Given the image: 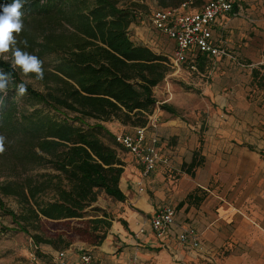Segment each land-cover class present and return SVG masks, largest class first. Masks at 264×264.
Masks as SVG:
<instances>
[{
    "label": "trees",
    "instance_id": "1",
    "mask_svg": "<svg viewBox=\"0 0 264 264\" xmlns=\"http://www.w3.org/2000/svg\"><path fill=\"white\" fill-rule=\"evenodd\" d=\"M158 1L160 8H167L187 0ZM11 2L0 0V4ZM146 7V0H126L125 5L120 0H27L22 9L24 29L16 37L17 47L43 61V79L29 76L45 88L39 91L26 84L25 96L43 107L22 109L10 93L0 107V134L7 137L0 153V176H6L0 180V194L14 196L21 211L7 208L2 201L0 205L16 224L6 230L26 233L37 249L41 244L58 246L57 241H66L65 234L73 239L65 247L77 238L90 246L102 245L114 217L103 208H92L101 215H89L87 209L101 195L127 199L120 186L125 171L122 146L104 123L147 127L158 105L154 90L174 72L169 56L131 38L129 29L138 9L142 15ZM236 14L235 8L229 15ZM25 40L27 47L19 43ZM202 57L199 68L204 71ZM46 58L51 62L46 64ZM0 70L12 74V89L23 82L10 61L0 59ZM252 75V85L264 88V64L254 68ZM160 108L180 115L170 103ZM90 119L95 123L89 124ZM205 129L182 172L194 176L204 164ZM107 137L112 143L105 142ZM198 190L178 206L201 203L206 195H198ZM120 221L127 226L124 219ZM48 223L66 225V233L47 234Z\"/></svg>",
    "mask_w": 264,
    "mask_h": 264
},
{
    "label": "crops",
    "instance_id": "2",
    "mask_svg": "<svg viewBox=\"0 0 264 264\" xmlns=\"http://www.w3.org/2000/svg\"><path fill=\"white\" fill-rule=\"evenodd\" d=\"M235 8L236 15L220 17L213 24L214 41L228 55L203 56L204 71L199 68V59L195 69L189 64L179 67L201 75L208 72V78L214 79L213 85L206 87L217 110L211 113L204 130V164L194 176L182 173L179 187L173 186L176 166L192 160L200 146L201 131L159 106L146 127L147 138L158 136L166 161L145 177L134 156L123 150L125 171L120 186L127 199L119 201L121 214L102 245L91 246L93 250L84 248V243L75 245L67 253V264H78L83 250L92 252L100 264H128L133 260L141 264H264V91L250 86L253 69L264 64V0H239ZM129 33L136 43L157 53L172 57L175 51V41L154 29L149 14L137 16ZM209 68L213 71H207ZM162 103L166 101H159ZM104 124L113 135L135 129L119 121ZM173 139L178 143L172 145ZM228 178H232L235 196L256 197L255 203L222 202L218 190L208 189L211 182ZM199 188L211 194H205L199 204L178 206ZM164 205L175 206L177 215L174 234L162 241L151 221ZM188 226L201 234L199 248L176 238L175 233Z\"/></svg>",
    "mask_w": 264,
    "mask_h": 264
},
{
    "label": "rangeland",
    "instance_id": "3",
    "mask_svg": "<svg viewBox=\"0 0 264 264\" xmlns=\"http://www.w3.org/2000/svg\"><path fill=\"white\" fill-rule=\"evenodd\" d=\"M142 2V0H131ZM209 0H197L194 6H191L190 10L194 9L193 7H198L204 2ZM126 0H120V5H125ZM148 7L143 9L142 15H152L154 11L162 7L158 0H146ZM138 16H141V8L138 9ZM9 60L11 62V52L7 53ZM46 64L51 62V58L45 59ZM212 65H210L211 67ZM174 72H172L161 84L155 88V96L158 99V105L155 111L159 108V101H166L170 104H177V109L181 118L188 124L196 126L199 131L206 127L211 113L217 110L216 103L213 102L211 97H208L206 92V87L212 86L214 79L212 77L208 78L209 73L204 75L196 74L193 72H188L183 69L179 70V67L174 65ZM207 71H213L211 68ZM211 74V73H210ZM21 79L24 83L32 86L33 88L44 91V86L38 82L34 77L23 76L21 74ZM251 88L256 91H264V88H258L257 86L250 84ZM227 92V90L225 91ZM12 94L15 97L18 105L22 109H31L33 107L42 108V104L35 103L29 100L25 95L20 97L16 95V91L12 89V83L9 85L8 94ZM15 93V94H14ZM48 110V109H47ZM154 111V112H155ZM51 113L55 114L58 118H64L63 115L56 113L54 110H51ZM75 123V122H73ZM95 120L90 119L89 124H94ZM80 125V123H76ZM86 127V126H85ZM105 142L112 143L110 138H104ZM178 143V140L173 139L171 144L175 145ZM121 156L123 157V148L119 147ZM180 164H178L172 175V183L175 187L181 182L182 170ZM44 170H40L43 172ZM170 173V172H168ZM169 175V174H168ZM168 176V180H169ZM232 177V175H231ZM6 176H0V180H4ZM170 182V180L168 181ZM229 182V183H228ZM212 184L208 187L210 191L218 190L219 200L222 202H228L230 204L242 203V204H253L256 201V197H239L235 196L234 184L229 178L226 181L218 180L211 182ZM206 189L198 190V195H210L211 192ZM223 193V195L221 194ZM213 197V195H212ZM5 204L7 208H10L16 212L21 211V206L18 200L14 196H4L0 194V202ZM119 201L107 196L101 195L97 202H95L91 207L87 209L89 215H101L102 212L94 211L93 207L103 208L110 216L114 217V221L118 219L121 211L119 210ZM16 224L13 223V219L10 215L6 214L0 205V264H59L57 255L60 251H65L66 254L74 248L75 245H82L84 243V248L93 250L90 245L86 244L82 239H75L71 246L65 247L64 243L66 241L73 240L67 234L64 235V240L66 241H57L58 246L52 244H41L37 249L33 243L32 238L22 231H7L6 228H13ZM66 225L59 223H48L45 226V231L49 235H56L61 233H66ZM37 251H40L38 253ZM83 250L80 253L85 252ZM77 253V252H76ZM79 253V252H78ZM92 253V252H91ZM81 255V254H80Z\"/></svg>",
    "mask_w": 264,
    "mask_h": 264
},
{
    "label": "built area",
    "instance_id": "4",
    "mask_svg": "<svg viewBox=\"0 0 264 264\" xmlns=\"http://www.w3.org/2000/svg\"><path fill=\"white\" fill-rule=\"evenodd\" d=\"M239 0H209L196 9L189 10L195 0H187L179 7L160 8L151 15V23L158 32L173 39L176 43L171 61L178 67L189 64L196 68L195 63L200 56H226L227 52L216 45L214 41L213 24L235 9ZM116 141L131 153L142 168L143 176L154 172L163 159L158 145V136L147 138L146 127H135L134 131L115 135ZM264 155V147L262 148ZM140 190H143L141 187ZM264 200V189L262 191ZM177 208L164 205L158 209L152 218V227L157 237L162 241L174 234ZM180 243L191 248L201 246V234L192 226L182 232L175 233ZM67 254L60 251L57 255L59 264H67ZM78 264H100L90 251L81 253ZM128 264H141L133 260Z\"/></svg>",
    "mask_w": 264,
    "mask_h": 264
},
{
    "label": "clouds",
    "instance_id": "5",
    "mask_svg": "<svg viewBox=\"0 0 264 264\" xmlns=\"http://www.w3.org/2000/svg\"><path fill=\"white\" fill-rule=\"evenodd\" d=\"M27 0H12L11 3L0 4V59L9 60L7 53L11 52V67L19 70L23 76L35 74L37 79H43V61L36 55L23 51L17 47L16 37L23 31V7ZM44 0H41L43 3ZM27 47V41H19ZM13 82L12 74L0 70V107H3L9 92V85ZM17 96L27 93L26 83L16 85ZM7 137L0 134V153L5 151Z\"/></svg>",
    "mask_w": 264,
    "mask_h": 264
}]
</instances>
